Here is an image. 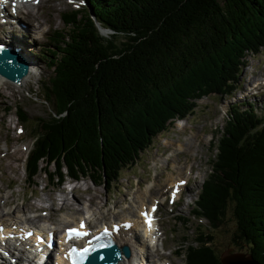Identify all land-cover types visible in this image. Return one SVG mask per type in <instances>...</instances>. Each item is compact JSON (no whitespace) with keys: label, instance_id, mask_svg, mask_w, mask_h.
Returning a JSON list of instances; mask_svg holds the SVG:
<instances>
[{"label":"trees","instance_id":"trees-1","mask_svg":"<svg viewBox=\"0 0 264 264\" xmlns=\"http://www.w3.org/2000/svg\"><path fill=\"white\" fill-rule=\"evenodd\" d=\"M85 3L86 9L60 15L63 29L53 32L54 48L45 50L51 76L41 95L53 114L42 120L24 160L31 182L43 162L41 172L53 186L66 175L104 187L115 183L157 134L192 114L196 100L231 95L245 56L264 48V0ZM93 19L111 31L108 39ZM250 106L228 110L192 213L216 231L229 211L233 247L264 264V120ZM15 115L26 122L21 109ZM194 231L174 254L184 264H221L211 234L199 226Z\"/></svg>","mask_w":264,"mask_h":264},{"label":"rangeland","instance_id":"rangeland-1","mask_svg":"<svg viewBox=\"0 0 264 264\" xmlns=\"http://www.w3.org/2000/svg\"><path fill=\"white\" fill-rule=\"evenodd\" d=\"M84 8L86 9V7ZM32 9V13H35L32 15L34 18L30 17V14L25 16L21 14L18 21L23 26L25 23L35 26V28L32 26L28 31L20 30L23 33L22 36H29L32 33L31 38L36 39L35 44L30 39H27L26 42V48L29 49L25 51V55L31 62L28 63L20 55L17 56L26 65L28 69L26 74L30 71V77H26V82H22L20 87L9 83L0 84V214L5 216L9 213L10 217L21 218L26 215L28 219H35L31 216L34 213L38 219L30 222L36 226L41 224L59 225L61 219L73 212L72 206L69 207L67 202L77 199V202L79 200L81 202L80 214L85 211L98 210L99 204L100 215L95 216L99 219L96 223L93 221L90 223V227L94 228L102 222L109 223L130 210L131 207L134 208V202L148 188L152 195L157 193L156 197H158V193H160L162 198L165 195L163 188L172 182L170 180L177 177L176 167H181L183 170L184 167L191 166L190 174L186 173L187 168L183 170L184 173L182 170L180 172L179 177L187 180V185L174 208L170 211L167 206L159 205L158 227L164 235L163 248L158 242L152 258L154 259L156 256L158 262H164L166 259L170 264H184L183 258L175 256L173 251L180 246L181 237L186 239L182 247L191 242L195 237V225L199 224L201 231L211 234L213 247L217 253L240 254L241 256L238 257L242 258L241 261L236 260L234 264H246L243 262L248 261L242 257L244 255L242 251L245 248L241 251L235 249L230 240L234 232V223L229 211L226 213L223 225L216 231H211L204 220H194L191 210L194 208V200L200 185L210 172L211 162L215 160L219 139L218 131L226 120L230 105L244 110L246 104H250V108L255 110L257 117L264 120V86L261 85L262 88L257 89L256 93L250 91L249 95L248 93L245 95H248L246 98H242L244 95L242 93H245L250 85L254 82L258 84L262 78L264 79V48L257 54L249 53L245 56L246 66L240 74L236 89L230 96L223 98L208 96L196 100L192 114L187 116L184 121H172L171 126L156 135L149 148L138 155L134 165L119 173L118 181L108 187H104L99 182L95 187L89 183L87 178H81L78 182L73 183V188L68 192L67 179H64L63 184L58 187L47 185L42 172L32 182L27 180L23 174V159L29 150L33 149L34 139L37 138L35 132L39 130L42 120L46 121L50 114H53L52 105L42 102L41 95L47 79L51 76V71L46 66L51 58L45 54V50L54 48L53 32L63 29L60 15L75 9L66 0H41L37 7ZM38 24L40 26H37ZM16 28L21 29L18 25ZM0 29L3 39L17 42L21 38V35L14 29V23L0 26ZM96 31L104 39L111 36V31L107 30V33L102 35L99 33V29ZM14 37L17 39L15 40ZM115 40L119 42L122 38L118 35ZM20 46H25L23 40L20 42ZM17 48L22 54L18 45ZM35 56L38 60L34 58ZM6 106L12 109L8 113H3V108ZM15 108L23 111L27 118L26 122L21 123L17 119ZM18 126L23 129L20 135L15 133ZM191 149L194 153L190 151ZM42 167H44V163L40 162L39 168ZM49 170H53V168L50 166ZM90 198L93 199L92 203L88 202ZM3 200H6L8 205L1 208ZM73 206L75 208L76 205ZM79 207L77 206V208ZM42 211H46V217L39 216ZM176 216L188 219L186 226L176 222L174 219Z\"/></svg>","mask_w":264,"mask_h":264},{"label":"bare ground","instance_id":"bare-ground-1","mask_svg":"<svg viewBox=\"0 0 264 264\" xmlns=\"http://www.w3.org/2000/svg\"><path fill=\"white\" fill-rule=\"evenodd\" d=\"M21 8L22 9H18L17 11L20 13L22 10L23 11H25V14H30V17H32V18H34L32 15H35V13H32V8L33 7H29V5H22L21 6ZM23 26V25H22ZM34 27L35 28V26L32 24V25H29L28 23H26V25L24 26V28L23 29H21L22 31H28V30H30L31 29V27ZM37 26H40L39 24L37 25ZM37 29H39V28H37ZM15 31L17 32V33H19L20 35H21V38H20V40L18 41L17 40V42H15L14 40H12L11 42H10V45L12 46V47H14L15 49H17L18 51H17V53H18V55H20L24 60H26L28 63L29 62H31L27 57H26V55H25V51L27 50V49H29V48H26V42H27V39H30V40H33V42H34V44H35V38L33 37V38H31V34L29 35V36H22V31H20V30H16L15 29ZM99 33L102 35V34H106L107 33V30H104V29H101V28H99ZM14 39L16 40L17 39V37L15 38L14 37ZM22 40L25 42V46L24 47H21L20 46V42H22ZM17 45L21 48V50H22V54L20 53V50L17 48ZM35 59H36V56L34 57ZM36 60H38V59H36ZM35 63H37V62H35ZM34 64V63H33ZM29 72L30 71H28V73L26 74V76L25 77H23L21 80H20V83L18 84V85H14V84H12V83H10V82H8V81H5V80H1L0 79V84L2 85V84H4V83H9V84H11V85H14V86H17V87H20L21 86V83L22 82H26V77H30V74H29ZM263 80V79H262ZM27 82H28V80H27ZM257 86V85H256ZM262 87V86H261ZM185 120V119H184ZM184 120H182V121H184ZM178 122V121H177ZM191 140V139H190ZM190 151H192V149L190 150ZM182 152V151H181ZM192 153H194L193 151H192ZM185 168H187L188 170L186 171V173L188 172V171H192V167L190 166V167H184L183 168V170L185 169ZM176 169H177V177L176 178H173V180H170V181H172V182H170L169 184H168V186H171L172 185V183L174 182V181H178V180H181V179H183V178H181V177H179L180 175H181V170H182V168L181 167H176ZM182 170V171H183ZM183 173H184V171H183ZM185 173V174H186ZM169 180V179H168ZM167 182H169V181H167ZM167 184V183H166ZM166 186V185H165ZM161 190V189H160ZM157 194V193H156ZM156 194L155 195H152V193H151V190H150V188H148L142 195H140L139 197H138V199H137V201H135L134 202V208L133 207H131V209L130 210H128V211H126L123 215H121V216H119V218H115V220H112V221H109V223H106V222H102V224H104V225H106V224H110L111 222H114L115 224L116 223H121V222H123V221H125V220H130V221H132V223H133V226H132V228H130V230L129 231H127V232H122V233H119V235L117 236V237H115V239H114V243H115V246L116 247H121V246H126L128 249H129V251H130V258H129V260H127V262L125 263L124 262V260H121V261H118V263L117 264H136V263H138V262H143L144 260H145V262L147 263V264H159V263H161L162 264V262L163 261H161V262H158V260H157V258H155L156 256H154V259L152 258V255L151 254H148L147 253V251H146V249H145V246H144V243H143V241H142V239H141V237H139L138 236V234H137V228L140 226V224H139V221H138V218H137V212L141 209V207L142 206H147L148 204H150V203H152V201L154 200V199H156V200H158V202L160 203L161 202V196H160V193H158L159 194V196L158 197H156ZM4 201V200H3ZM6 201V200H5ZM3 202V206H6V205H8V202H9V199H8V202ZM70 201V200H69ZM80 201V200H79ZM77 202V199H76V201H75V199H73L72 201H70V202H67V204L69 203V207H71V208H73V209H71L73 212L69 215V214H67L65 217L66 218H64V219H61L60 221H61V223L59 224L60 225V227H59V225L58 224H55V225H51L52 227H53V229H54V231H57L58 230V232H61L62 231V229L64 228V227H70V226H75L76 225V223H77V221L78 220H80V219H82L83 218V214L84 213H86V215H88V216H84L87 220H88V222L90 223V222H94V223H96V221L99 219V217H95L96 215H100V213H99V204H98V210L97 209H95V210H93V211H91V212H89V211H85L84 213H81L80 214V212H81V209H80V204H81V202ZM44 202V201H43ZM88 202H90V203H92L93 202V199H91L90 198V201H88ZM73 205H76L75 206V208H74V206ZM153 204H151V206H152ZM77 206L79 207V208H77ZM68 207V206H67ZM79 209H80V211H79ZM99 213V214H98ZM14 220V221H13ZM65 220H66V222H65ZM0 222H2V223H4V225H6V226H8V225H15V224H19V225H23L25 222H27V220L25 219V218H21V217H10L9 216V213H7L5 216H3V215H0ZM12 222V223H11ZM143 222H144V220H143ZM61 224H63V225H61ZM101 223H100V225H98V226H94V228H96L97 230L100 228V226L102 225ZM28 225L29 226H33L34 228H36V229H38V230H40L39 229V227L41 226V225H39V226H34L35 224L34 223H32V222H28ZM94 225V224H93ZM153 225L151 226V229L149 228V227H146L145 228V231H144V234H145V236L148 238V240H149V243H150V245L151 246H153L154 245V240H155V238H156V236H157V234L154 232V230H153ZM82 243H85L84 242V240H82L81 241ZM149 252V251H148ZM150 253V252H149ZM231 261H232V259L231 258H225L224 259V262L226 263V264H231ZM164 262H166V259L164 260ZM164 262H163V264H164ZM243 263H246V264H249L248 262H243ZM170 264V263H169Z\"/></svg>","mask_w":264,"mask_h":264},{"label":"water","instance_id":"water-1","mask_svg":"<svg viewBox=\"0 0 264 264\" xmlns=\"http://www.w3.org/2000/svg\"><path fill=\"white\" fill-rule=\"evenodd\" d=\"M12 57L13 58V63L7 65V66H2L0 67V77H2L3 79H6L12 83H14L15 85H18L20 79L22 77L25 76L26 71H27V67L24 64L23 60L19 57H17V55L11 53V52H5L4 53V57ZM103 251L107 252L106 254V258L104 260V262L101 261H97V256L98 254L90 257L88 260L92 263V264H96V263H100V264H113L115 261L118 260L119 258V254H122L124 257H128V251L126 248H121L118 250H113V249H103L101 250L100 253H102ZM241 256L240 254L238 255H234V254H226V253H222L220 255V259H221V264H226L224 262V258H231V264H234V262L236 260L241 261L242 258L238 257ZM243 258H246L245 260H247L248 262H250L251 264H256L255 262H253L249 257L242 255Z\"/></svg>","mask_w":264,"mask_h":264},{"label":"snow or ice","instance_id":"snow-or-ice-1","mask_svg":"<svg viewBox=\"0 0 264 264\" xmlns=\"http://www.w3.org/2000/svg\"><path fill=\"white\" fill-rule=\"evenodd\" d=\"M3 3H7V0H0V4H3ZM173 195L175 196V193H173ZM156 211V208L155 206H153L152 208V212H155ZM142 215L145 217V223L149 226V228L151 229V226H152V219L149 217V214L147 212H144L142 213ZM81 228H84L85 225L83 223H81L80 225ZM108 232H107V229L105 230V235H107ZM88 233L87 232H80L76 229H70L69 232H68V238L69 239H73V238H82L84 236H87ZM99 239V238H97ZM99 247L103 248V247H107V245L105 244H100ZM89 251V249L87 247H85L82 252L80 253V256H81V259L83 258L84 254H86L87 252ZM77 250L75 248H73L71 250V254L73 253H76ZM73 264H75V261H73Z\"/></svg>","mask_w":264,"mask_h":264}]
</instances>
